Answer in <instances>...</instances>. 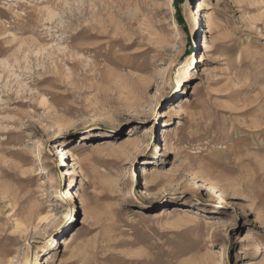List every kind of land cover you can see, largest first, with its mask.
<instances>
[{"label": "rangeland", "instance_id": "374dc122", "mask_svg": "<svg viewBox=\"0 0 264 264\" xmlns=\"http://www.w3.org/2000/svg\"><path fill=\"white\" fill-rule=\"evenodd\" d=\"M196 1L0 0V264H264V0Z\"/></svg>", "mask_w": 264, "mask_h": 264}, {"label": "bare ground", "instance_id": "6f19581e", "mask_svg": "<svg viewBox=\"0 0 264 264\" xmlns=\"http://www.w3.org/2000/svg\"><path fill=\"white\" fill-rule=\"evenodd\" d=\"M207 1L206 0H197L191 7H189V11L191 14V18L193 21L198 25L200 22H202V17H205V11H207ZM213 24L212 20L209 18L208 24ZM207 45V42L205 44V47ZM68 154L69 151L67 149H61L59 151L58 155V163H59V168H62L63 165L67 162L68 160ZM63 242L61 244L62 247H66L71 243V240L68 238L62 239ZM48 263V260L46 259V262L44 264Z\"/></svg>", "mask_w": 264, "mask_h": 264}]
</instances>
